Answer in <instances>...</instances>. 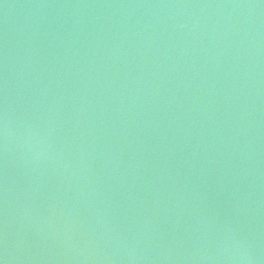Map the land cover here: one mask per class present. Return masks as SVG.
Returning <instances> with one entry per match:
<instances>
[{
	"label": "water",
	"instance_id": "1",
	"mask_svg": "<svg viewBox=\"0 0 264 264\" xmlns=\"http://www.w3.org/2000/svg\"><path fill=\"white\" fill-rule=\"evenodd\" d=\"M0 264H264V0H0Z\"/></svg>",
	"mask_w": 264,
	"mask_h": 264
}]
</instances>
